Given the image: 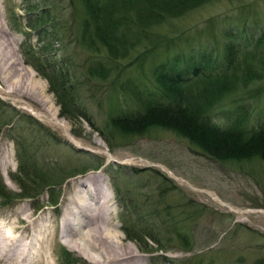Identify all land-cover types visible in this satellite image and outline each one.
Returning <instances> with one entry per match:
<instances>
[{
    "label": "rangeland",
    "instance_id": "rangeland-1",
    "mask_svg": "<svg viewBox=\"0 0 264 264\" xmlns=\"http://www.w3.org/2000/svg\"><path fill=\"white\" fill-rule=\"evenodd\" d=\"M73 5L70 0H0V122H11L0 125V180L6 197H0V225L7 227L17 215L14 235L22 234L29 246L23 264H66L64 251L76 264H92L61 237L72 200L86 192L99 203L107 200L110 229L122 250L134 252L128 264H264V161L217 159L159 127L124 139L112 135L108 148L73 110L84 109L102 130L110 115L135 109L129 89L149 92L157 71H184L202 55L206 70L220 69L228 33L242 47L244 30L255 35L264 25V0H212L167 19L148 29L128 56L114 64L102 51L78 44ZM42 15L48 34L38 41L39 34L26 25ZM24 57L38 59L54 73L69 72L77 100L68 117L59 115L48 82ZM98 60L111 64L105 78L89 73ZM262 100L264 90L254 97L239 89L213 105L209 116L224 125L236 105L249 104L250 125ZM22 114L40 126L18 117ZM16 129L21 144L14 138ZM17 148L25 153L21 162ZM98 159L102 166L90 169ZM77 169L87 171L68 177ZM18 185L34 196L12 199ZM50 195L57 197L56 206L49 204ZM11 249L13 258L18 247ZM11 258L8 264H14Z\"/></svg>",
    "mask_w": 264,
    "mask_h": 264
},
{
    "label": "trees",
    "instance_id": "trees-1",
    "mask_svg": "<svg viewBox=\"0 0 264 264\" xmlns=\"http://www.w3.org/2000/svg\"><path fill=\"white\" fill-rule=\"evenodd\" d=\"M211 1L70 0V3L75 5H73V17H75L73 22H75L74 32L78 44L91 52L102 51L103 57L114 64L116 60L128 56L130 50L145 35L147 36L148 29ZM43 17L44 15L36 16L33 23L26 25L39 34L38 41L48 34L44 31L41 22ZM52 34L54 38H58L57 32ZM227 37L230 41L223 45L220 69L206 70L202 55L200 62L184 71H157L155 85L149 92L137 88L129 89V95L136 104L135 109L118 111L110 115L102 130L93 126L84 109L78 110V107H74L73 110L77 112L75 115L83 118L97 131L108 148L112 135L124 139L128 136H141L149 128L159 127L186 138L194 147L217 159L264 161V100L260 101L255 123L250 125L247 123L250 113L249 104L236 105L231 110V120L224 125L213 123L209 116L211 107L234 91L241 89L258 97L264 90V25L261 24L260 31L255 35L245 29L244 35L241 36L242 47L234 43L233 39L236 38L234 33L229 32ZM24 62L46 79L50 91L56 96L59 104V115L68 117L67 113H71L70 108L72 109L77 100L69 72L60 69L61 73H54V69L42 67L38 59L29 62L24 57ZM108 64L104 65L98 60L93 68H89V73L105 78L110 73L111 64ZM255 84L257 85L255 89L250 91V86ZM23 116L38 124L28 115H18V117ZM6 121L0 122V125L11 123L10 120ZM105 132L107 135H104ZM14 138L19 142L21 134ZM23 153L24 150L17 148L16 156L19 162L25 154ZM102 163V160L98 159L94 168L90 169H98ZM86 171L77 169L68 177ZM18 188L19 192L13 193L12 199L34 196L28 189L20 185ZM3 190L0 180V197L6 198ZM48 201L51 206H56L58 203L57 197L52 195ZM122 231L126 238L134 239L128 229ZM68 255L69 253L64 251L63 261L66 264L69 262L76 264V260Z\"/></svg>",
    "mask_w": 264,
    "mask_h": 264
},
{
    "label": "bare ground",
    "instance_id": "bare-ground-1",
    "mask_svg": "<svg viewBox=\"0 0 264 264\" xmlns=\"http://www.w3.org/2000/svg\"><path fill=\"white\" fill-rule=\"evenodd\" d=\"M6 51L8 54H14L13 47L6 46ZM79 186L85 187V181L79 182ZM86 193L88 195L79 197L80 199L74 198L72 207L67 211V220L63 221L61 231L64 243L69 248L77 250L92 264L130 263L134 252L122 250L117 234L110 229L111 210L108 205H104L107 200L99 203L100 200H95L93 194ZM103 199L107 197L104 196ZM16 219L17 215L6 222L5 228L3 224L0 225V264H8L7 258H11L10 252L13 251L11 246L15 249L18 247V252L11 258L14 260L12 263L23 264L28 256L27 239L23 238L22 234L14 235L16 231L13 222Z\"/></svg>",
    "mask_w": 264,
    "mask_h": 264
}]
</instances>
